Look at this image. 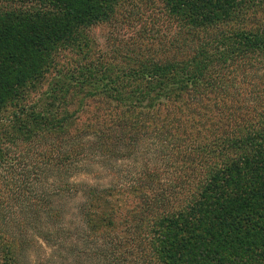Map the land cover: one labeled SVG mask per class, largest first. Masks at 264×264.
Segmentation results:
<instances>
[{
  "label": "trees",
  "instance_id": "trees-1",
  "mask_svg": "<svg viewBox=\"0 0 264 264\" xmlns=\"http://www.w3.org/2000/svg\"><path fill=\"white\" fill-rule=\"evenodd\" d=\"M0 264H264V0H0Z\"/></svg>",
  "mask_w": 264,
  "mask_h": 264
},
{
  "label": "rangeland",
  "instance_id": "rangeland-1",
  "mask_svg": "<svg viewBox=\"0 0 264 264\" xmlns=\"http://www.w3.org/2000/svg\"><path fill=\"white\" fill-rule=\"evenodd\" d=\"M86 179H87V177H85V176H81V175L76 176V177L74 178L75 181L86 180Z\"/></svg>",
  "mask_w": 264,
  "mask_h": 264
}]
</instances>
